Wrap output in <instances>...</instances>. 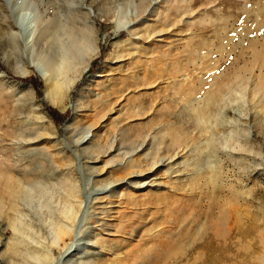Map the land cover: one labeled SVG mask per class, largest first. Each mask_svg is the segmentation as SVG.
<instances>
[{
	"label": "rangeland",
	"instance_id": "obj_1",
	"mask_svg": "<svg viewBox=\"0 0 264 264\" xmlns=\"http://www.w3.org/2000/svg\"><path fill=\"white\" fill-rule=\"evenodd\" d=\"M93 52L49 103L40 74ZM263 55L264 0H0V158L45 169L0 211V264H264Z\"/></svg>",
	"mask_w": 264,
	"mask_h": 264
},
{
	"label": "bare ground",
	"instance_id": "obj_2",
	"mask_svg": "<svg viewBox=\"0 0 264 264\" xmlns=\"http://www.w3.org/2000/svg\"><path fill=\"white\" fill-rule=\"evenodd\" d=\"M51 28V27H50ZM49 29V25L47 27V30ZM45 31V29H43L41 31V35L40 36H44L45 33H47L48 31ZM48 34V33H47ZM45 34V36L47 35ZM43 37V38H46V37ZM39 37V36H38ZM74 41V40H73ZM78 41V40H77ZM79 47V46H77ZM71 52V51H70ZM257 53V52H256ZM69 54V53H68ZM259 54V53H258ZM261 54V53H260ZM71 55H73L71 53ZM92 55H94V52L91 53L88 57V59L85 61V66L82 67L81 69H78L75 71V74L72 75V77H67L66 75L69 73V71L72 69V67L70 68V63L67 64L66 66H63L62 69H58L56 70L54 68L53 72L50 74V75H47L46 73H41V76L44 80V96H45V99L51 103L52 105H55L59 108H62L65 106V97L68 95V92L71 90L72 86H73V83L75 82V80L77 79V77L79 76V74L83 73V71H85V69L89 66V62H90V59L92 57ZM55 56H57L55 54ZM61 56V55H60ZM264 56V55H263ZM69 58V57H68ZM262 58V57H261ZM53 59V58H52ZM70 59V58H69ZM52 63V62H51ZM72 66V65H71ZM14 70V69H13ZM24 72V71H23ZM21 71H18V70H14V74L16 75H21V76H25V72L23 73ZM232 72V71H231ZM225 74V73H224ZM223 74V75H224ZM227 74V73H226ZM229 74H227L228 76ZM65 77V78H64ZM221 77H223L221 75ZM229 77V76H228ZM226 78V77H225ZM220 79V78H219ZM222 79V78H221ZM229 79V78H228ZM235 79V78H234ZM250 79V78H249ZM218 80V79H216ZM222 81H224L223 79L221 80L220 84L222 83ZM226 82V81H225ZM231 82V79L228 81V83L226 84L225 87H228L227 85ZM245 82V81H244ZM215 83H217L215 81ZM218 86L217 84V88H215L214 86L212 87L213 89H209V92L208 95H207V99L205 101V105L203 106H196L194 108V110L197 112V116H199L200 118H206V122H212L210 120H213L211 119V113H214L215 110H218L217 108L220 107V110L223 107L224 103L226 102L227 99H225V95H224V85H220ZM240 86V85H239ZM258 86V85H257ZM123 87V86H122ZM215 88V89H214ZM122 90V88H120ZM229 89V87H228ZM243 89V88H242ZM124 90V89H123ZM258 90V89H257ZM259 90L262 91L263 93V97H264V81H262L261 83H259ZM118 91H120L118 89ZM230 91V90H229ZM121 92V91H120ZM3 91H0V102L3 101L4 99V95L2 94ZM219 110V111H220ZM169 111V110H168ZM222 111V110H221ZM165 112V111H164ZM167 112V111H166ZM226 112V111H225ZM133 113V112H132ZM173 112H167L165 113V115L163 116H170ZM176 113V112H175ZM177 114V113H176ZM2 115V114H0ZM162 115V114H161ZM174 115V114H173ZM172 115V116H173ZM133 116V114H128L127 117L125 118H128V117H131ZM162 116V117H163ZM177 117V116H176ZM124 118V117H123ZM158 118V117H157ZM160 118V117H159ZM164 118V117H163ZM178 118V117H177ZM176 118V119H177ZM204 118V119H205ZM161 119V118H160ZM165 119V118H164ZM166 119H169V118H166ZM179 119V118H178ZM181 119V118H180ZM216 119V118H215ZM157 120V119H156ZM218 120V119H217ZM150 123V122H149ZM169 123V122H168ZM167 124V123H166ZM211 124V123H210ZM217 124V123H216ZM165 126V125H164ZM209 127V126H208ZM217 127V126H216ZM209 129V128H208ZM212 129V127H211ZM217 129V128H215ZM23 135V132L20 133V135ZM182 134V133H181ZM165 139V138H164ZM163 141V140H162ZM173 142V141H172ZM175 142V141H174ZM176 143V142H175ZM213 143V142H212ZM179 144V143H178ZM168 145V144H167ZM180 145V144H179ZM166 148H171V147H166ZM161 149H165V146H160L157 148V152H159ZM22 161V160H21ZM33 164L36 162L32 161ZM39 162V161H38ZM25 163V162H23ZM22 162H19V164H12L11 162H6V159L3 160L2 158H0V211L2 213H5V208H11L12 210H16V211H20L22 209L21 205L22 203L20 202V198H24L23 196H29L30 193L28 194L29 191H27L23 186V178L20 176H18V174L21 175L22 172L24 173H27V174H34V175H38V173H42L44 172L43 168H41L39 166V163H38V166L37 169L36 167L32 169V167L30 168H27V166H25ZM50 163V162H49ZM48 164V163H47ZM37 165V164H36ZM45 165V164H43ZM34 167V166H33ZM46 167V166H45ZM44 167V168H45ZM52 167V166H51ZM49 168V167H48ZM218 169L216 166L212 167V173H213V177L216 181V177L218 176L217 174L218 173ZM211 170V169H210ZM220 171V170H219ZM211 172V171H210ZM213 182V181H211ZM217 185V184H216ZM73 188L71 187V184H69V190H68V197L71 198L73 196ZM67 199V198H66ZM26 200V199H25ZM24 202V201H23ZM68 203V211L64 212V216L67 217V218H71L72 219V216H74L72 213H73V208H74V204H72L71 202V199L67 201ZM6 208V209H7ZM9 208V209H10ZM0 212V213H1ZM13 212V211H12ZM10 212L8 210H6V216H10L9 215ZM5 216V215H4ZM55 217H56V220L57 221H60L61 218H59L58 215L55 214ZM58 218V219H57ZM15 222V221H14ZM21 223V222H20ZM24 223V222H23ZM21 223V224H23ZM21 224H16L14 225V229L16 232H19L20 233L22 232L23 230V226ZM60 224V222H59ZM25 226V225H24ZM28 229V228H27ZM135 231V229H134ZM180 231V230H179ZM19 233V234H20ZM16 234V233H15ZM135 234V232H134ZM178 234V233H177ZM18 235V233L16 234V236ZM21 235V234H20ZM20 235L17 236V239L20 240ZM23 236V235H22ZM66 237L68 238H72L73 237V234H72V230L71 228L67 227L66 225L64 224H60L58 229H57V232H56V240H55V250L58 246V243H60L62 240L65 241ZM215 236L212 237V239L210 240V245L209 246H212L214 244V241L215 240ZM207 244V243H206ZM65 247L63 248V250L60 248V252L61 251H66V249L68 248V243H65L64 244ZM27 246V245H26ZM53 247V246H52ZM51 247V248H52ZM13 248H16V247H13ZM211 250V249H210ZM15 251V250H14ZM18 253V252H17ZM25 253V252H24ZM132 257V256H131ZM144 257V255H143ZM148 257V256H147ZM151 257V255H150ZM152 258V257H151ZM151 258H148L151 260ZM24 259V258H23ZM28 259V258H27ZM46 259V258H45ZM127 259V258H126ZM134 260H135V264H137L136 260H137V255L134 256ZM133 260V261H134ZM148 261V260H146ZM142 262H144L142 260ZM151 262V261H150ZM125 263V262H123ZM134 264V263H133ZM144 264V263H143ZM147 264V263H146Z\"/></svg>",
	"mask_w": 264,
	"mask_h": 264
},
{
	"label": "trees",
	"instance_id": "obj_3",
	"mask_svg": "<svg viewBox=\"0 0 264 264\" xmlns=\"http://www.w3.org/2000/svg\"><path fill=\"white\" fill-rule=\"evenodd\" d=\"M22 79L31 81L34 84V86L36 87L37 91L40 90L42 80H41L39 75L30 74V75L23 77ZM46 106L55 114V119L57 120V122H61L62 120H64L70 113L69 109L62 112L58 108H56L55 106L48 105V104H46Z\"/></svg>",
	"mask_w": 264,
	"mask_h": 264
},
{
	"label": "water",
	"instance_id": "obj_4",
	"mask_svg": "<svg viewBox=\"0 0 264 264\" xmlns=\"http://www.w3.org/2000/svg\"><path fill=\"white\" fill-rule=\"evenodd\" d=\"M41 75V74H40ZM43 96H44V94H43Z\"/></svg>",
	"mask_w": 264,
	"mask_h": 264
}]
</instances>
